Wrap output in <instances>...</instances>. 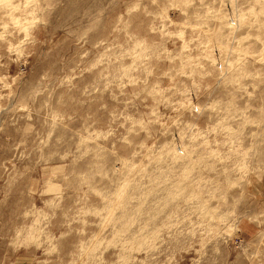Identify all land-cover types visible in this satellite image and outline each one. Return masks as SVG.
<instances>
[{
    "label": "rangeland",
    "instance_id": "rangeland-1",
    "mask_svg": "<svg viewBox=\"0 0 264 264\" xmlns=\"http://www.w3.org/2000/svg\"><path fill=\"white\" fill-rule=\"evenodd\" d=\"M0 264H264V0H0Z\"/></svg>",
    "mask_w": 264,
    "mask_h": 264
}]
</instances>
